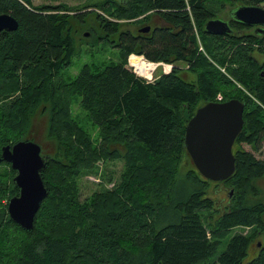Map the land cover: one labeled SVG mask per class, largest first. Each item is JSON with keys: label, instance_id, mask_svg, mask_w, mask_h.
I'll use <instances>...</instances> for the list:
<instances>
[{"label": "trees", "instance_id": "trees-1", "mask_svg": "<svg viewBox=\"0 0 264 264\" xmlns=\"http://www.w3.org/2000/svg\"><path fill=\"white\" fill-rule=\"evenodd\" d=\"M110 1L96 8L104 11ZM217 2L157 0L154 8L177 32L164 26L139 40L125 30V20L144 14L141 4L128 16L114 1L118 21H112L64 5L0 0V14L18 21L16 31L0 33V155L5 146L36 140V120L44 117L46 146L53 151L42 172L49 195L31 231L8 216V202L20 190L15 171L0 166V264H264V202L256 185L264 178V160L255 156L264 154V61L257 58L264 56V34H251L231 16L241 5L264 6V0ZM224 4L232 33L209 35L204 24L218 18ZM83 31L90 35L78 44ZM110 53L115 58L104 62ZM133 54L173 69L158 70L148 82L131 67ZM82 57L89 61L68 74ZM232 99L245 105L234 145L236 171L212 182L185 148L186 127L199 108ZM76 103L95 135L76 114ZM117 161L123 163L119 176L101 172ZM184 165L190 169L182 174ZM100 173L99 188L83 199L81 178ZM220 186L234 190L224 212L210 195Z\"/></svg>", "mask_w": 264, "mask_h": 264}, {"label": "water", "instance_id": "water-1", "mask_svg": "<svg viewBox=\"0 0 264 264\" xmlns=\"http://www.w3.org/2000/svg\"><path fill=\"white\" fill-rule=\"evenodd\" d=\"M236 22L257 27L264 33V7L241 5L231 12ZM18 29V21L10 14H0V33ZM205 30L211 35H228L232 29L227 21L211 20ZM86 37L89 33L85 34ZM245 105L237 99L222 104L209 103L199 108L186 127L185 148L199 173L209 181L224 182L236 171L234 145L244 127ZM0 162L11 164L17 175L13 182L20 190L10 199L8 216L26 231L35 227L43 202L49 195L42 178L46 158L42 147L34 141H21L1 150ZM234 191L230 192L232 196ZM261 246V242L258 243Z\"/></svg>", "mask_w": 264, "mask_h": 264}, {"label": "rangeland", "instance_id": "rangeland-1", "mask_svg": "<svg viewBox=\"0 0 264 264\" xmlns=\"http://www.w3.org/2000/svg\"><path fill=\"white\" fill-rule=\"evenodd\" d=\"M32 1V4L33 6L35 7H38V6H44V5H64L68 8H78V9H82V12L83 13H87V12H90V11H96L102 15H105L106 17L110 18L112 21H118L117 18L114 16V14L116 13V8L113 6V2L110 1L112 4L109 5V7L104 10V11H100L98 10V8H96L97 5H99L100 3H103L104 0H31ZM219 1V3L217 2ZM216 5H223L221 4V0H216ZM224 6L226 7V13L227 10L229 8H227V5L224 4ZM263 5H261L262 7ZM264 7V6H263ZM221 8V7H219ZM73 13H75V11H72ZM113 13V14H112ZM112 14V15H110ZM116 15V14H115ZM225 21H228V17H224ZM223 19V20H224ZM86 33H89V31H83L82 33V36L81 34L78 36H76V40L79 44V41L81 39H86V37H84V35ZM90 34V33H89ZM89 37V36H88ZM87 50H89V47L87 45H84L83 46V51L86 52ZM111 52H114V50H111ZM111 58H115L114 55H112L111 53L108 54L106 57H104V62H110V59ZM136 58H140V57H136ZM134 58L131 59V61L133 60ZM89 59L85 58V57H82L80 59H74V63L70 69V71L68 72V74L70 75H76L79 70L81 69V67L86 64V62H88ZM132 66V64H131ZM133 67V66H132ZM134 71H136L135 68H133ZM161 73V70H159L157 72V75ZM156 75V74H155ZM154 75V77H156ZM194 75L192 74L190 80H194ZM223 100L224 97L222 94H219L218 95V98H220ZM217 98V99H218ZM73 108L76 112V114L84 119L86 121V126L90 129V132L95 135V130H97L96 126H94L91 122H89L87 119H86V115L85 113L80 109L79 105L76 103L73 105ZM47 121V118L44 117L42 120H36V123L38 122H41V124H39L38 126V129H39V132L41 133V135H36L35 138L38 142H40V144H43L45 150H44V154L46 156L50 155V154H53V151L50 150L47 146H46V142H45V136H44V131H45V128H46V125H45V122L44 121ZM85 123V122H84ZM47 124V123H46ZM245 149L248 150V151H253L249 146H246L244 145ZM255 156L259 159V160H264V154H263V151H259V152H256L255 153ZM187 164V162L185 163ZM122 167H123V163L122 162H114V163H109L107 165V163L105 165H102L100 170L101 172L104 171V170H108V171H114L116 176H119L120 175V172L122 170ZM190 169V165H184L182 167V174L185 173L186 170H189ZM102 183V180H101V173L100 175H85L83 178H81V181H80V184H81V189H82V198L85 199L86 196H90V194L92 192H95L98 188H99V184ZM184 185V179L183 177L179 180L178 182V185H177V192L179 191H183L182 189L183 188H178V186H183ZM256 185L260 188L261 190V193H263V196H262V199H263V202H264V178L263 179H260L258 181H256ZM109 187H112V184L109 185ZM230 189L229 187L227 186H220L218 188H211L210 189V195L216 199V205H217V211L218 212H224L226 210V207H227V203H228V193H229ZM231 191H234V190H231ZM230 191V192H231ZM233 196V195H232ZM230 195V197H232ZM6 200L4 199L2 204L5 205L6 203ZM218 212L216 213V215L218 214ZM213 217L215 218V215H213ZM240 229L236 230V232L239 233ZM249 231V230H247ZM245 231V233L247 232ZM260 239H258L259 241ZM258 241L256 243H258ZM260 243V242H259ZM261 247V246H260ZM258 248V247H257ZM257 248L254 246L253 249H252V252L256 253L258 252ZM255 249V251H254ZM251 252V253H252ZM252 257H248V259H250Z\"/></svg>", "mask_w": 264, "mask_h": 264}, {"label": "flooded vegetation", "instance_id": "flooded-vegetation-1", "mask_svg": "<svg viewBox=\"0 0 264 264\" xmlns=\"http://www.w3.org/2000/svg\"><path fill=\"white\" fill-rule=\"evenodd\" d=\"M111 1L120 2L122 4V6L125 8V10L127 11L128 16L133 14L134 12H136L135 10H138V11L140 10V9H136L137 5H140V4L142 5V7L144 9V11H143L144 14H142L138 18H129V19L125 20V30L127 32H129L133 37H135V38H137L139 40L141 38H144L146 36L151 35V33L154 30H156L157 28H161V27H164V26H167L172 31L177 32V25H175L172 22H171V24H165L163 22V20H162V16H163L162 10L160 8H157L156 5H155V8H154V3L157 0H111ZM224 17H227V13H226V9L225 8L223 10L219 11L218 18L210 19L204 24L205 25L204 26V30H205L206 24L209 21L215 20V19H222L223 20ZM135 21H139V23H136ZM245 27L250 28L249 32L251 34L257 33V30H258L257 27H248V26H245ZM230 28H231V26H230ZM194 31H195V34L197 36V39L200 40L201 39L200 38V32H199L197 26H195ZM262 34H264V33H262ZM209 35H211V34H209ZM213 36H220V35H213ZM257 58L259 59L260 62L264 61V56H262L260 54H257ZM218 100H219V98H218ZM221 100H219V101H221ZM25 141H34V142L38 143L39 145H41V147H42V144H40V142H38L35 139H28V140H25ZM11 146H13V145H11ZM42 155H43L44 158H46V155L43 153V147H42ZM0 158H1V155H0ZM3 163H7V162H0V166ZM9 166L11 167V164H9ZM16 175H17V172L15 171V176ZM8 204H9V202H8ZM259 242L262 243L263 239H261ZM257 247L260 248L258 245H257Z\"/></svg>", "mask_w": 264, "mask_h": 264}, {"label": "built area", "instance_id": "built-area-1", "mask_svg": "<svg viewBox=\"0 0 264 264\" xmlns=\"http://www.w3.org/2000/svg\"><path fill=\"white\" fill-rule=\"evenodd\" d=\"M136 57H138V56L132 55L130 57V60H129L130 61V64H131V59L132 58H136ZM140 58H142L148 65H150V66L153 67V71H152V74H151L150 77H146L145 75L139 74V73L136 72V74L139 77L144 78L148 82H153L154 81V75L156 74V72L158 70H161L164 74H169L172 71V69H173V66L172 65L166 64L164 62L154 63V62H150V61L146 60L143 56H141ZM219 100H221V97L219 98Z\"/></svg>", "mask_w": 264, "mask_h": 264}, {"label": "bare ground", "instance_id": "bare-ground-1", "mask_svg": "<svg viewBox=\"0 0 264 264\" xmlns=\"http://www.w3.org/2000/svg\"><path fill=\"white\" fill-rule=\"evenodd\" d=\"M131 64L136 69L137 73L143 74L146 77L151 76L153 67L148 65L142 58H134Z\"/></svg>", "mask_w": 264, "mask_h": 264}]
</instances>
